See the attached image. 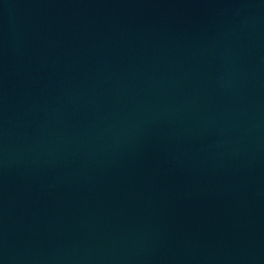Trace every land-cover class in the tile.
Returning <instances> with one entry per match:
<instances>
[{
  "label": "water",
  "instance_id": "obj_1",
  "mask_svg": "<svg viewBox=\"0 0 264 264\" xmlns=\"http://www.w3.org/2000/svg\"><path fill=\"white\" fill-rule=\"evenodd\" d=\"M0 264H264V0H0Z\"/></svg>",
  "mask_w": 264,
  "mask_h": 264
}]
</instances>
